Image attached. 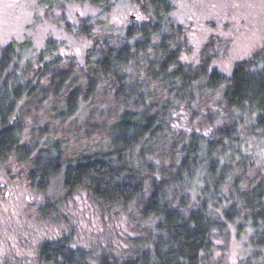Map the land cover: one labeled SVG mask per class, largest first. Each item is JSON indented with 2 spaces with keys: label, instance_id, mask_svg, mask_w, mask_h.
<instances>
[{
  "label": "trees",
  "instance_id": "1",
  "mask_svg": "<svg viewBox=\"0 0 264 264\" xmlns=\"http://www.w3.org/2000/svg\"><path fill=\"white\" fill-rule=\"evenodd\" d=\"M177 1L129 0L140 19L119 27L112 0H37L83 54L0 46V192H25L29 228L83 194L103 229L18 234L0 264H229L230 244L264 264V40L229 72L212 37L189 61ZM77 2L98 16L70 22Z\"/></svg>",
  "mask_w": 264,
  "mask_h": 264
},
{
  "label": "rangeland",
  "instance_id": "2",
  "mask_svg": "<svg viewBox=\"0 0 264 264\" xmlns=\"http://www.w3.org/2000/svg\"><path fill=\"white\" fill-rule=\"evenodd\" d=\"M50 1V0H48ZM111 22L121 27L139 20L138 10L129 0H112ZM174 19L189 30L192 53L186 58L195 61L198 49L210 37L221 41L218 67L229 72L232 66L260 49L264 40V0H178ZM70 22L93 18L98 12L86 3L67 6ZM30 39L41 49L48 39L64 44L65 52L80 56L87 45L64 32L61 25L48 19L37 0H0V46L13 40ZM0 195V261L7 254L20 253L17 236L32 240L67 235L76 246H86L89 240L103 232L100 218L83 194H78L61 209L58 222L51 225L27 226L23 216L25 192L17 187L1 189ZM35 236V237H34ZM13 250V252H14ZM22 251V250H21ZM240 246L230 244L229 264H236ZM20 255V254H19Z\"/></svg>",
  "mask_w": 264,
  "mask_h": 264
}]
</instances>
